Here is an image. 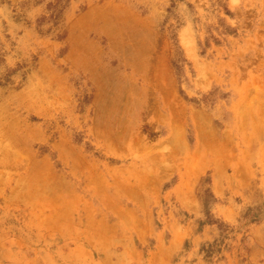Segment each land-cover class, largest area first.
<instances>
[{"label": "rangeland", "instance_id": "374dc122", "mask_svg": "<svg viewBox=\"0 0 264 264\" xmlns=\"http://www.w3.org/2000/svg\"><path fill=\"white\" fill-rule=\"evenodd\" d=\"M0 264H264V0H0Z\"/></svg>", "mask_w": 264, "mask_h": 264}]
</instances>
